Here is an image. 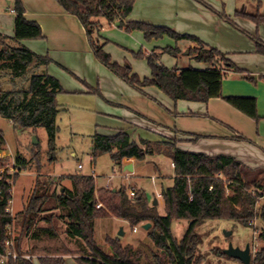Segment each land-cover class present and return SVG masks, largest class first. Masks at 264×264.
<instances>
[{
	"label": "trees",
	"instance_id": "1",
	"mask_svg": "<svg viewBox=\"0 0 264 264\" xmlns=\"http://www.w3.org/2000/svg\"><path fill=\"white\" fill-rule=\"evenodd\" d=\"M62 10L75 17L85 32L87 43L94 58L115 76L132 87H155L173 102L207 103L211 99H221L227 105L257 122L256 100L250 97H224L222 81L226 72L241 75V78L255 85L256 81L246 72L238 69L226 55L216 49L206 47L197 38L180 35L165 27H155L141 22H124L130 14L135 0H54ZM14 13L12 37L0 35V117L22 129L43 128L47 135L49 153L55 149L57 128L55 118L61 111L56 103L63 91L59 83L40 70H44L50 60L34 54L19 44L21 41L43 39L38 24L24 17V8L18 0L12 4ZM255 25L264 24V15L242 14ZM227 20L226 16L219 14ZM117 27L126 33H143L146 41L164 36L175 42L188 41L194 44L187 50L197 63L209 65L205 70L190 67L167 69L160 63V56L167 54L177 57L178 48H164L148 55L141 51L135 55L145 59L151 77L140 80L128 67H121L111 61L103 50L99 32L103 24ZM255 53L264 57V43L252 37ZM2 79L12 84L13 89L2 91ZM27 87L25 88V86ZM239 140L242 138L238 137ZM144 147L142 149L140 147ZM140 145L131 141L120 131L114 136L93 135L91 137V163L102 154H108L113 164L120 168L125 159L144 160L152 151L163 150L173 164L172 185L161 190L164 215H159L141 191H135L129 198L124 187L115 192L95 189L92 176H69L71 189L49 193L36 182L26 207L15 216L6 210L12 200V187L29 162L18 154L13 158L14 174L0 175V255L13 252L18 258H7L3 264H32L25 260L27 255L21 250L26 237L33 241L53 240L57 232L53 226H38L39 222L52 224V220L41 215L50 211H60L59 219L65 222V236L81 241L85 247L81 256L73 258L76 264H141L140 254L130 247H122L119 238H106L111 254L104 253L94 239L95 221L115 218L126 222L131 228L149 223L148 236L161 251L146 264H200L196 256L198 235L196 228L206 220L232 221L243 227L258 221L264 227V203L257 207V199L264 197V171H252L240 162L226 156L210 157L200 153L184 152L175 147V142L151 143L140 140ZM5 146L0 132V151ZM36 153L34 158L37 159ZM7 163L0 157V168ZM45 189V190H43ZM97 196V197H96ZM100 204L99 209L96 206ZM174 220L188 222L180 241L171 234ZM12 232L13 248L6 246L8 232ZM259 249L250 264H264V233L258 237ZM35 251H30L29 254ZM37 258L38 264H66L62 255L73 252L65 247L43 250ZM224 256H226L223 253ZM227 257V256H226ZM229 258V257H228ZM240 263V262H239ZM241 264V263H240Z\"/></svg>",
	"mask_w": 264,
	"mask_h": 264
},
{
	"label": "crops",
	"instance_id": "2",
	"mask_svg": "<svg viewBox=\"0 0 264 264\" xmlns=\"http://www.w3.org/2000/svg\"><path fill=\"white\" fill-rule=\"evenodd\" d=\"M1 1L5 3V10L0 14V35L12 37L13 0ZM18 1L24 8L25 19L38 24L43 35L41 40L21 41L19 44L50 60L43 72L54 78L63 91L56 98L57 105L61 110L72 107L93 117L97 135L114 136L123 131L129 136L130 132L143 131L159 138L158 142L174 141L175 147L184 152L210 157L222 155L235 159L249 170L264 171V57L255 53L252 40L256 36L264 43V24L257 26L242 15H264V0H135L130 14L124 20L168 28L177 34L197 38L206 47L226 55L256 84L242 80L239 74L226 72L222 81V95L254 98L259 117L257 122L221 99H211L204 104L172 102L155 87L137 88L128 85L94 58L79 21L65 13L54 0ZM219 14L225 15L227 20ZM117 25L118 22H114L111 25L113 30L99 33L108 42L104 45V51L113 57V53L119 51L112 49V46L124 50V61L119 64L131 59L129 64L132 72L140 80L151 77L149 69L141 74L134 70L140 62L133 60L129 52L140 49L148 55L167 47L178 48L181 54L177 57L167 54L160 56V63L168 69L190 67L205 70L210 67L195 62L188 55L187 50L194 47L188 41L175 42L164 36L145 42L143 33H126ZM4 27L8 32L12 29V34L7 35L9 33H5ZM7 156L10 154L3 148L0 157ZM129 165L135 174V159L123 160L120 166L122 172ZM155 182L156 178L151 177V183ZM121 185H126L128 191H138L128 183L122 182ZM105 188L116 191L110 185ZM31 194L32 191L27 203ZM157 199L163 206L160 194L154 200L157 202ZM11 205L12 200L10 213ZM132 233H137V230H132ZM32 241L26 237L23 245ZM68 256L74 258V255H62L65 263Z\"/></svg>",
	"mask_w": 264,
	"mask_h": 264
},
{
	"label": "rangeland",
	"instance_id": "3",
	"mask_svg": "<svg viewBox=\"0 0 264 264\" xmlns=\"http://www.w3.org/2000/svg\"><path fill=\"white\" fill-rule=\"evenodd\" d=\"M4 10L5 3L0 0V14ZM3 29L5 33H9L7 35L12 34V29H10V32L5 27ZM102 29L101 31L113 30L112 26L105 24H103ZM100 39L101 43L105 42V45L108 44L101 37ZM144 41L150 42L152 40L146 41L144 39ZM111 48L119 51L113 53V57H110L111 61L121 67H128L131 73L134 74L129 64V60L131 59L119 64V62L124 61V55L122 54L124 50L117 46H112ZM140 51L146 54L142 49L137 52H129L133 60L140 62L134 68L139 74L149 69L145 59L135 57ZM40 72H43V70H40ZM242 80L244 79L242 78ZM1 82L2 91L13 89L12 84L9 82L3 79ZM55 125L58 130L55 149L49 153L47 135L43 128L22 129L0 117V132L5 141L4 149L10 154V156L5 157L7 163L0 168V175L5 173L12 175L17 171L13 167V158L17 154L29 162L26 168L18 175L12 187V216L20 213L26 207L27 197L30 191H33L36 182L39 186H43L47 192L58 194L62 189H71V183L68 180L69 176L92 175L96 190L104 189L112 191L109 188H105L110 185L116 190L124 187L126 194H128L130 190L128 191L127 186L121 185L122 182H125L128 185L135 186L138 191L143 192L150 204L157 198L162 189L172 185L173 164L163 150L152 151L145 156L144 160L137 161L135 174L132 172L133 167L130 165L124 169L125 172H122L123 169L116 167L108 154L100 155L91 163V137L97 133L93 117L91 118L87 113H82L69 107L67 110H61L57 114ZM129 136L131 141H134L138 145L140 144L139 139H144L151 143H158L159 141V138L154 135L138 130L130 132ZM34 142L35 144H33ZM36 153L39 154L37 159L34 158ZM151 177L156 178L154 184L151 183ZM154 207L159 215H164V208L160 205L159 199H157V205ZM60 215V211L57 210L41 215L43 218L51 219L52 224L49 225L45 222H39L38 226H53L57 232V237L53 240L42 239L37 242H27L25 243L26 246L23 245V239L21 250L25 254L27 253L26 256L31 258L43 256V250L45 249L62 247L72 251L74 257L81 256L80 252L83 249L85 250L84 245L81 241L68 240L64 233L65 222L59 219ZM187 226L188 222L185 220L172 221L170 230L173 238L180 241ZM121 229L124 236L119 238L120 245L122 247H130L132 252L139 253L141 264H146L152 260L154 255L161 254V251L153 244L151 238L148 236V231L142 230L141 225L136 227L137 233H132L133 228L126 222L118 219L98 220L96 229L94 226V239L97 246L104 253L111 254V248L106 243V238H117ZM196 232L199 240L196 256L200 257V264H240L238 261L224 256L223 253L229 250L230 247L244 250L246 246H249L250 256H252L251 250L254 244V238L257 241V250L261 245L258 237L261 233H264V227L258 221H254V226L247 228L232 221L206 220L198 225ZM254 232L256 236L253 235ZM30 251L35 252L29 254ZM31 260H33L32 264H38L37 259ZM66 264L76 263L73 258L68 256L66 258Z\"/></svg>",
	"mask_w": 264,
	"mask_h": 264
},
{
	"label": "built area",
	"instance_id": "4",
	"mask_svg": "<svg viewBox=\"0 0 264 264\" xmlns=\"http://www.w3.org/2000/svg\"><path fill=\"white\" fill-rule=\"evenodd\" d=\"M134 191L133 190H130L129 192H128V196H129V198H133V196H134ZM264 203V197H260V198H258L257 199V207L258 206H260V204H263ZM10 204H11V202L9 203V207H8V209L6 210L7 212H9L10 213ZM101 207V205L100 204H98L97 206H96V208L97 209H99ZM11 214V213H10ZM252 226H254V221L253 222H251L250 223V227H252ZM133 232H136V228L134 227L133 228ZM253 235L254 236H256V233L254 232L253 233ZM7 237L9 238V241L6 243V246L7 247H9V248H13V242H12V240H11V238H12V232L10 231V232H8L7 233ZM256 238H254V244H253V246H252V250H251V253H252V256H250V257H253L254 256V254L256 253V251L258 250H256ZM258 245V244H257ZM12 258L13 260H15L16 258H18V255L16 254V253H13V252H7V254H6V256H2V255H0V264H3L4 263V261L7 259V258ZM23 258L25 259V260H30L31 261V257H29V256H23Z\"/></svg>",
	"mask_w": 264,
	"mask_h": 264
},
{
	"label": "water",
	"instance_id": "5",
	"mask_svg": "<svg viewBox=\"0 0 264 264\" xmlns=\"http://www.w3.org/2000/svg\"><path fill=\"white\" fill-rule=\"evenodd\" d=\"M33 144H35V142ZM112 192L115 191L113 190ZM155 205H157L156 200L153 201V206ZM150 227L151 225L147 223V224H143L141 226V229L147 231ZM122 236H123V232L121 230L118 234V237H122ZM224 254L227 257L240 262L241 264H250L251 262L249 246H246L244 250L233 249L230 247L229 250H227Z\"/></svg>",
	"mask_w": 264,
	"mask_h": 264
}]
</instances>
